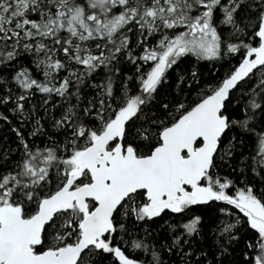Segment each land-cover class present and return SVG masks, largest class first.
Instances as JSON below:
<instances>
[{"label":"snow or ice","instance_id":"6c2138e0","mask_svg":"<svg viewBox=\"0 0 264 264\" xmlns=\"http://www.w3.org/2000/svg\"><path fill=\"white\" fill-rule=\"evenodd\" d=\"M0 264H264V0H0Z\"/></svg>","mask_w":264,"mask_h":264}]
</instances>
